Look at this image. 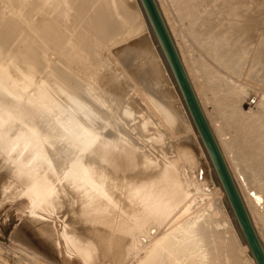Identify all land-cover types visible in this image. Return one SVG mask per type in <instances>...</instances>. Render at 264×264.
Instances as JSON below:
<instances>
[{
	"label": "bare ground",
	"instance_id": "obj_1",
	"mask_svg": "<svg viewBox=\"0 0 264 264\" xmlns=\"http://www.w3.org/2000/svg\"><path fill=\"white\" fill-rule=\"evenodd\" d=\"M158 1L181 42L203 25L220 58L228 40L217 45L222 32L241 40L251 39L255 31L256 13L246 20L249 34H238L237 9L228 13L232 5L223 0ZM15 2H1L0 8ZM191 3L201 18L186 16ZM20 5L21 12L35 8L36 17L22 12L7 19L0 10V197H22L24 212L39 211V216L76 228V247H71L76 253L77 247L85 251L80 245L89 228L100 249L88 243L93 248L87 258L86 251L77 253L84 255L85 264H123L129 253L134 255L132 264H244L241 252L248 247L223 209L220 190L144 35L135 0H25ZM213 10L219 18L210 17ZM176 45L201 101L198 90L209 86L195 81L202 68L189 63L190 44L184 46L186 53L179 42ZM263 45L255 50L250 67L255 79L263 76ZM49 50H54L53 57ZM234 58L231 53L228 61ZM135 59H140L138 66ZM217 78L211 80H223ZM226 100L215 117L198 102L261 238L264 131L256 133L254 128H264V96L256 113L241 109L238 93L228 92ZM29 212L27 218L34 216L28 217ZM46 251L51 252L50 247Z\"/></svg>",
	"mask_w": 264,
	"mask_h": 264
},
{
	"label": "rangeland",
	"instance_id": "obj_2",
	"mask_svg": "<svg viewBox=\"0 0 264 264\" xmlns=\"http://www.w3.org/2000/svg\"><path fill=\"white\" fill-rule=\"evenodd\" d=\"M7 1H9V0H1L0 4H1V2H2V4L3 3H7ZM22 1H25V0H22ZM22 1L21 0H17L18 3L17 2H15V4L12 3V7L11 8H10V6H6L4 8L1 7L0 10H1V12H3L2 13V17L7 16V14H8L7 19L9 17V15H11V16L13 15L12 17L11 16L9 17V18L13 19V18L18 17V15L21 16V14L23 12V13H25V15L27 14L28 17L30 16L31 18H35L36 17L35 8L29 7L28 9L26 8L27 9L26 11H25V9H23L24 11H22V12H21V10H19V6H21L20 3H22ZM223 1H226L225 4L227 3V6L232 5V6H230V8H229L230 10H228V13H229V11L231 13H233L234 11H232V10L233 9L234 10L237 9L235 11V13H234V17L236 18L235 22L237 21V18H238L237 23H235V25H236L235 28H239L240 29V30L239 29L238 30L235 29L237 32H239L238 34L243 33V35H245L244 34L245 32H248V34H249V28L250 27L245 28V25L248 24L246 22V20H247L248 16H251V14H252V16H254L255 13H256V15L253 17V19H255L254 21H256V24L253 23V29H255V31L253 30L254 32H252L251 39H241V40L238 39L237 40L236 39V35L233 36L234 34H232V35L229 34L230 33L229 31L222 32L220 34V37L218 38L219 42L217 43V45L220 42L223 43V41H225L227 39L228 40L226 42L227 45L224 44V46H223L224 49L226 48V51L224 52L225 54H223V58L222 57L220 58V56L218 57L216 55V53H215L216 44H214V43H216V42L210 41V36L208 34H206V32H205L206 29H205V26H203V25H199L198 27L200 29L197 27V29L194 31V27L195 26H194V24H192V27H193L192 31H194V32H190L189 33L190 36H188L187 35L188 33H187L186 34L187 37L184 35L185 36L184 43L181 42L182 39L180 40V38H182V37H180V35H178V32H175V34H174L175 27L173 28V25H170V23L167 24V20H165L166 17H165V15H163V12H162L160 4H159V1L156 0V2L158 4V7H159V9L161 11V14H162V16L164 18V21H165V23L167 25V28H168L171 36H172V39L174 41L175 47H176V49L178 51V54L180 56L181 61H182V57H181V53L178 50L179 48L176 45L177 42H179L181 44L183 51L186 49L185 47L188 44H190V45H188L190 48H188V46H187V48H188L187 51L190 49L187 52V54L189 56L186 54L187 59H188L189 63H190V61H191V63L194 62V63H192L193 65L198 66L199 69L202 68V69H200L201 70L200 71L201 76H199V78H197L195 81L197 83V86H198L199 82L204 83V86L206 84L205 87H207V84L209 85L205 89V91L203 89L198 90V92L200 93L199 96L201 98V101H200V99L198 101H200V102H202V104H204L203 106H204V108L206 110V113L208 112L209 117H215L218 113L220 114L221 110H223L222 108H224L223 104L224 105L227 104V100L226 99H227L228 92L238 93L239 96H240V100H241V102H240V106L242 107L241 109L245 110V112H250V113H256L257 112V110H258V105L257 104L260 101L261 97L264 96V70H263L262 78L261 79H259V78L255 79V78H253L254 77L253 71L250 69V67L252 65V61H254V58H253L254 54L258 51L257 49H259V47L261 49V46L264 44V0H248V1L247 0H238L239 1L238 4H236L237 0H232L234 3L231 0L230 1L229 0L228 1L227 0H223ZM135 2H136V5L138 6V8H139V10L141 12V15H142V19H143L142 23L144 25L142 23H141V25L144 28V33H145L144 35L146 36V38L150 41V43L153 45V47L156 50V53L158 55V59H159L161 65L163 66L165 75H167V77H168V83H169V85H170V87L172 89V92H173L175 97L177 96L176 98H177V100L179 102V105H180L181 115L183 116V118H185L188 121V123L190 125V128H191V132L194 135L193 137L196 138V139L195 138L194 139H195L199 149L203 153V160L206 162V165H207V168H208L209 173L211 175V178L213 180V183L220 190V195L221 196H219V197L221 198L222 205L224 206L223 209L226 211V214L229 216V218H230V220L232 222V226H233L238 238L240 239L241 243L242 244H246L244 239H243V237H242V234H241V232L239 230V227H238V225H237V223L235 221V218H234V216L232 214V211H231V209H230V207L228 205L226 196H225L224 191H223V189H222V187L220 185V182L217 179L216 172H215V170H214V168H213V166L211 164V161H210V159H209V157H208V155L206 153V150H205V148H204V146H203V144L201 142V139H200V137H199V135H198V133H197V131H196V129H195L190 117H189V114H188V112H187V110L185 108V105H184V103H183V101L181 99V96H180V94L178 92V89H177L176 84L174 82V79H173V77L171 75V72H170V70H168V67H167V65H166V63L164 61V58H163L162 54L160 53V49L158 47V44L155 41V39L153 37V34H152V32H151V30H150V28H149V26H148V24L146 22V18L144 16L143 12H142L141 6H140L138 0H135ZM250 2L252 3V5L250 4ZM16 3H17V5H16ZM195 3L189 4V6L186 8V10H188V12L186 11L187 12L186 16H188V18H190V16H191V17H194L193 19H196V17L198 19V17L202 16L200 14H197V8H196V6H194ZM242 4H244V5H242ZM190 5H191V7H190ZM239 7H241L242 9L238 10ZM5 8H7V9H5ZM188 8H190V9H188ZM3 9H4L5 12L3 11ZM29 9H30V11H28ZM10 10L11 11L14 10V11L11 12ZM17 10L19 12H17ZM210 10H212V8H210ZM210 10H208V11H210ZM249 11H251V12L249 13ZM8 12L11 13V14H9ZM214 12L215 11L213 10L211 15H210V17L214 18V19H216L217 17L219 18L220 17L219 12H217V10H216L215 13H217V15ZM239 19H240V22H239ZM204 22H205V20H204ZM204 22H203V24H204ZM206 22L208 23L207 20H206ZM254 27H257V28H254ZM226 32H228V33H226ZM191 37L193 38V40H192ZM188 39H189V41H188ZM202 39H203V41H202ZM186 40L189 43H187ZM225 46H228V47H225ZM227 48H228V50H227ZM52 49L53 48H51L50 50H52ZM50 50H49V52H50L49 55L53 57L54 50L52 51L53 53H51ZM255 50H256V52H255ZM190 51L192 52V54H191ZM184 52L186 53V50ZM231 53H233L235 55L233 63H231V61H228V57L231 55ZM121 54H123V53H121ZM190 56H193V57H190ZM190 58H193V59H190ZM195 59H196V62L198 61L197 64H195L196 63ZM260 59L264 62V52H262L260 54ZM139 62H140V59H135L133 61V64L138 66L140 64ZM182 64H183V61H182ZM183 66H184V64H183ZM190 67H191V65H190ZM184 68H185V66H184ZM185 71H186V69H185ZM197 73H199V71ZM193 74L196 75L195 73H193ZM187 75H188V73H187ZM218 76H219V78H222L223 80H221L220 82L218 80V82L214 83L215 81H217V79H218L217 77ZM214 77H216V78H214ZM188 78H189V76H188ZM211 79H214L215 81L211 80ZM189 80H190V78H189ZM190 83H191V80H190ZM220 83H222V84L219 85ZM216 90L219 93L216 92ZM250 92H255L257 94L258 100H257V104H256L255 107L247 108L246 105L244 104V100H245L246 95L248 93H250ZM212 93H214V94H212ZM217 102L219 103L218 105H220L219 107L216 104ZM203 113H204V111H203ZM204 115H205V113H204ZM262 131H264L263 127L259 126V127L254 128V132H256V133H261ZM228 136L229 135H226V137H228ZM227 166H228V164H227ZM229 170H230V168H229ZM230 172H231V170H230ZM1 197H0V213H1L0 214V262L1 263L0 264H55V263L56 264H83V263L85 264L84 261H86L85 258H87V256H88L87 255L89 253L88 251H92V250H89V249H92L95 246L98 247V248L97 247H95V248L100 249L99 248L100 245L96 241L97 240V238L95 236L96 234L94 235V233H93V235L92 234L90 235V232L88 231L89 228L87 227L88 230L86 229L87 231H85V233L86 232H88V233L84 234L85 236L87 235L86 239H85V244L84 245H80L81 250L85 249V251L87 253L84 251L86 253L85 254V258L83 257L84 255L83 256L82 255L81 256L78 255L79 252H80V254H84V252L82 253V251H80V248L77 247L79 249V252L77 250V253H78L77 254L75 252L76 249H74L75 251L74 250L72 251V248H71V247L74 248V246L76 245L75 240H76V236H77V233H78V230L76 228H74L73 226L69 225V226L74 228V229L73 228L70 229V227L67 224H64V226H63V224L59 223L54 218L52 219V217H49V216H48L49 217L48 218L47 215H45L43 213H41V214H43L45 217L41 215L42 216V220H43V217L46 218V219H44L43 221L41 220V223H39L40 219H38L39 215L37 214V213H39V211L38 212L37 211L33 212L31 210L32 214L29 211H27V212L23 211L24 210V205H23L24 201H23L22 197H16V198H14V197L12 198L11 197L12 199L10 197H8V196H1ZM3 199H4V201H3ZM28 212L31 214V215L29 214L30 216L28 215V217H31L33 215V213H34V216L37 215V219L33 220L34 216H32L31 218H27L26 217L27 215H25V214L26 213L28 214ZM41 216H39V217H41ZM24 218H25V220H24ZM34 218H36V217H34ZM30 219H32V220L30 221ZM50 219H52V220H50ZM37 220H38V222H37ZM47 220H49V223L47 222ZM35 221H36L37 224L35 223ZM42 222H44L43 223L44 225L42 224ZM31 224H34L35 226L31 225ZM38 224H39V226H38ZM47 224H48V226H49L48 228L50 230H47L48 228L45 230V228H46L45 226H47ZM26 225H28V227ZM29 225H31L32 227L29 226ZM40 225H42V226L40 227ZM65 225H66V227H65ZM50 226H51V228L52 227L54 228V231H53V228L52 229L50 228ZM64 227H65V229H64ZM66 228H68V230ZM21 229H23V231ZM58 229L60 231L62 229L64 232L63 231L60 232ZM44 230H45V232H44ZM69 231H70V233H69ZM73 231H74V233H73ZM60 234H62V235L60 236ZM69 236H72V237H69ZM67 237L70 238V240ZM65 238H66V240H65ZM71 238H73V239H71ZM89 238H91V239L89 240ZM259 239H260V241H261V243H262V245L264 247V230L262 231L261 238H259ZM39 240H42L43 242L41 241V243H40ZM44 240H46V241L44 242ZM94 240H95V242H93ZM67 241H68V244H67ZM50 242H52V243H50ZM65 242H66V244H64ZM70 242L73 243V244H71V246H70ZM88 243L90 245L92 243H94V244H92L94 246L91 247V246H89ZM85 246L86 247H90V248H88V250H87L85 248ZM46 247H48V249L50 247V251L51 252L46 251V250H48ZM58 250H59V252H58ZM52 251L54 253H52ZM102 251H104L103 248H101V252ZM47 252L50 253L52 256L49 255ZM246 252H244V253L241 252V255L244 256V260L246 259V261H247V262L245 261L244 264H246V263L250 264L247 254L251 258H252V256H251L249 250H246ZM76 255H78V257ZM132 256H134V255L133 254L131 255V253H129V255H126L125 256V261L127 262L129 260V263L132 264L134 262V258ZM82 257H83L84 261L82 260ZM79 258H81V259H79ZM130 258L132 259V262L130 261L131 260ZM107 262H109V260ZM110 262H111V260H110ZM126 262L123 263V264H126ZM129 263L127 262V264H129ZM254 264H255V262H254Z\"/></svg>",
	"mask_w": 264,
	"mask_h": 264
},
{
	"label": "water",
	"instance_id": "obj_3",
	"mask_svg": "<svg viewBox=\"0 0 264 264\" xmlns=\"http://www.w3.org/2000/svg\"><path fill=\"white\" fill-rule=\"evenodd\" d=\"M138 2L168 70L171 72L189 117L205 147L248 250L255 264H264V247L239 197V193L192 88L158 4L156 0H138Z\"/></svg>",
	"mask_w": 264,
	"mask_h": 264
},
{
	"label": "built area",
	"instance_id": "obj_4",
	"mask_svg": "<svg viewBox=\"0 0 264 264\" xmlns=\"http://www.w3.org/2000/svg\"><path fill=\"white\" fill-rule=\"evenodd\" d=\"M257 94L255 92H250L246 95L244 104L246 105L247 108L255 107L257 104Z\"/></svg>",
	"mask_w": 264,
	"mask_h": 264
}]
</instances>
